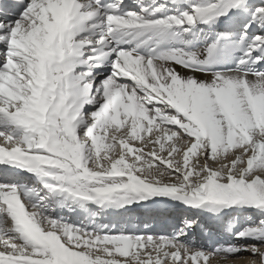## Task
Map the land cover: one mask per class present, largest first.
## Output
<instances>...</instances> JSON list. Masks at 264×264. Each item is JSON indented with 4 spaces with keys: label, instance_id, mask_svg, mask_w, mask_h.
I'll return each instance as SVG.
<instances>
[{
    "label": "snow or ice",
    "instance_id": "1",
    "mask_svg": "<svg viewBox=\"0 0 264 264\" xmlns=\"http://www.w3.org/2000/svg\"><path fill=\"white\" fill-rule=\"evenodd\" d=\"M0 264H264V0H0Z\"/></svg>",
    "mask_w": 264,
    "mask_h": 264
},
{
    "label": "bare ground",
    "instance_id": "2",
    "mask_svg": "<svg viewBox=\"0 0 264 264\" xmlns=\"http://www.w3.org/2000/svg\"><path fill=\"white\" fill-rule=\"evenodd\" d=\"M140 228H141V230H143V226L142 225L140 226Z\"/></svg>",
    "mask_w": 264,
    "mask_h": 264
}]
</instances>
